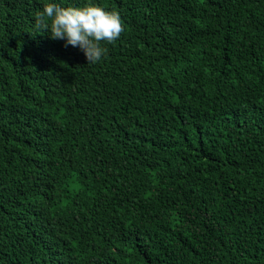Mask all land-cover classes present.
Masks as SVG:
<instances>
[{
    "label": "trees",
    "instance_id": "obj_1",
    "mask_svg": "<svg viewBox=\"0 0 264 264\" xmlns=\"http://www.w3.org/2000/svg\"><path fill=\"white\" fill-rule=\"evenodd\" d=\"M0 0V264H264V0L119 11L84 53Z\"/></svg>",
    "mask_w": 264,
    "mask_h": 264
},
{
    "label": "clouds",
    "instance_id": "obj_2",
    "mask_svg": "<svg viewBox=\"0 0 264 264\" xmlns=\"http://www.w3.org/2000/svg\"><path fill=\"white\" fill-rule=\"evenodd\" d=\"M34 24L51 38L63 40L66 47H78L88 63L99 62L107 54L104 42H114L124 30L119 11L96 2L65 6L48 0L36 13Z\"/></svg>",
    "mask_w": 264,
    "mask_h": 264
}]
</instances>
